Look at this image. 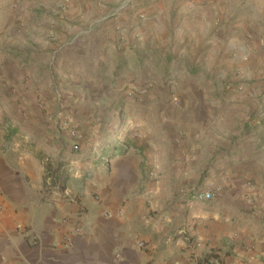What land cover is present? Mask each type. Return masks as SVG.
Instances as JSON below:
<instances>
[{
	"label": "crops",
	"instance_id": "obj_1",
	"mask_svg": "<svg viewBox=\"0 0 264 264\" xmlns=\"http://www.w3.org/2000/svg\"><path fill=\"white\" fill-rule=\"evenodd\" d=\"M258 1L139 0L96 30L90 23L75 31L26 23L24 0H0V264H264V112L259 130H243L255 91L224 87L231 67L189 83L201 89L187 95L184 119L169 118L168 140L175 144L146 148L147 160L118 143L120 152L108 150L105 158V151L95 155L81 146L75 157L63 148L70 139L63 123L69 104L59 99L67 79L70 92L85 84L77 73L87 78L105 65L131 69L137 51L146 42L156 46L170 23L178 37L206 35L208 24L232 4L255 12ZM133 25L142 45L132 55L117 52L120 37L134 38ZM216 44L210 56L217 57ZM207 54L202 66L209 74ZM87 156L81 174L62 167ZM162 170L173 177V190L161 195L157 187L150 196L141 189L143 173ZM208 187L211 200L200 196Z\"/></svg>",
	"mask_w": 264,
	"mask_h": 264
},
{
	"label": "rangeland",
	"instance_id": "obj_2",
	"mask_svg": "<svg viewBox=\"0 0 264 264\" xmlns=\"http://www.w3.org/2000/svg\"><path fill=\"white\" fill-rule=\"evenodd\" d=\"M24 1L23 8L27 9V12L23 14L28 18L26 23H58L59 30L71 28L75 31H85L90 23L91 30L98 29L102 23L117 18L129 5L139 0H34L35 4H31L32 0ZM256 4L258 8L255 12L250 9L241 10L242 5L237 7L232 4L229 10L218 15L215 23L208 24L206 35L181 38L178 37L176 27L170 23L165 33L162 31L163 34L157 35L156 46L153 43L150 46L149 42H146L145 47L137 51L141 54L135 62L131 56L134 62L131 69H125L124 66L110 68L105 65L97 71L87 73V78L77 73L76 76L86 82L73 86L75 90L72 92L70 89L66 90L67 87H72L68 84L70 79H67L59 92V99H65L69 104L63 114L66 119L63 123L73 125L78 138L69 136L70 139L65 142L66 146L63 148L71 150L72 145L77 142L83 151L90 149L94 154L105 151L104 154L108 157L107 151L118 143L123 146L125 152L131 151L133 155L137 154V157L144 160L151 159L143 151L149 152L152 147H173L175 144L174 140H168L172 133L169 118L184 119L181 113L185 109L184 105L189 104L187 95L191 93L195 96L201 89L196 86L187 88L189 83H201L199 81L203 82L207 76L220 73L225 67L231 68L230 75L223 81L226 82L224 87L229 84H241L255 91L253 98L256 105L253 113H248L249 120L243 130H259L258 121L264 112V101L261 99L264 90L261 93L256 90L264 89V0ZM128 29L132 36L135 34L134 38L120 37L115 49L117 52L122 50L132 55V48L140 47L142 40L139 32L133 33V30H136L134 25ZM52 31L54 33V30ZM128 31L126 29V33ZM77 33L67 37L73 38ZM214 41L217 43V57L209 55L214 49ZM206 53L213 60L209 74L202 66ZM242 54L248 56L245 60L238 61ZM129 63L126 62L127 66ZM246 63L249 66L245 65ZM95 74L96 77H93ZM98 75L101 76V82L96 84L90 81L97 79ZM179 86L183 88L180 89ZM242 114H236L235 125H242L239 120ZM70 117H78L77 123L70 122ZM67 132L69 135L68 129ZM263 137L264 128H261L259 139L263 140ZM129 141L134 143V150L129 148ZM79 152L80 150L73 151V155L76 157ZM65 158L70 159V156ZM87 159H91V156L83 157L78 163L73 162L74 160L61 163L63 168L67 166L68 173L76 170L81 174ZM98 163L103 165L105 161ZM258 173L262 175L263 171ZM142 179L144 182L141 189L144 192L149 191L150 196L156 195L152 191L154 188L157 190V187L161 195H168L173 190L169 183V179L172 181L173 177H168L166 170L145 171Z\"/></svg>",
	"mask_w": 264,
	"mask_h": 264
},
{
	"label": "built area",
	"instance_id": "obj_3",
	"mask_svg": "<svg viewBox=\"0 0 264 264\" xmlns=\"http://www.w3.org/2000/svg\"><path fill=\"white\" fill-rule=\"evenodd\" d=\"M64 126L68 129L69 131V136L73 139H77L78 138V133L75 129V127L73 125H71L70 123H64ZM79 149V145L78 143H74L72 145V150L73 151H77ZM250 184H248L249 186ZM251 186V185H250ZM203 199L205 200H211L213 197H214V194L212 193V190L209 188L208 190H206L205 192H203L201 195H200ZM247 203H251V200L248 199ZM2 212V207L0 206V213ZM138 246L139 247H142L143 246V243L141 242H138ZM215 264V263H213Z\"/></svg>",
	"mask_w": 264,
	"mask_h": 264
},
{
	"label": "trees",
	"instance_id": "obj_4",
	"mask_svg": "<svg viewBox=\"0 0 264 264\" xmlns=\"http://www.w3.org/2000/svg\"><path fill=\"white\" fill-rule=\"evenodd\" d=\"M129 148H130V146H129ZM112 152H113V153H116V152L119 153L120 150H119V148H118L117 146H114V147L110 150L109 153L112 154ZM101 153H102V152H101ZM107 153H108V152H107ZM114 155H115V154H114ZM114 155H113V156H114ZM106 156H107V155H104V158H105ZM92 159H93V158H92Z\"/></svg>",
	"mask_w": 264,
	"mask_h": 264
}]
</instances>
